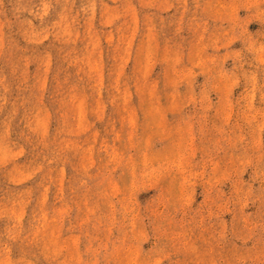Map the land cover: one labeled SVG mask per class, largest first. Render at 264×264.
<instances>
[{
  "label": "rangeland",
  "instance_id": "obj_1",
  "mask_svg": "<svg viewBox=\"0 0 264 264\" xmlns=\"http://www.w3.org/2000/svg\"><path fill=\"white\" fill-rule=\"evenodd\" d=\"M0 264H264V0H0Z\"/></svg>",
  "mask_w": 264,
  "mask_h": 264
}]
</instances>
